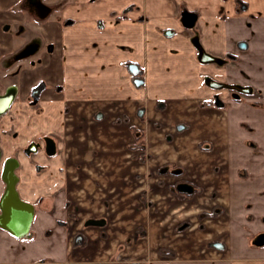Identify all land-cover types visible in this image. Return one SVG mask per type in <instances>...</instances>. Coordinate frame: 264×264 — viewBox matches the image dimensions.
I'll return each mask as SVG.
<instances>
[{
  "label": "crops",
  "instance_id": "1",
  "mask_svg": "<svg viewBox=\"0 0 264 264\" xmlns=\"http://www.w3.org/2000/svg\"><path fill=\"white\" fill-rule=\"evenodd\" d=\"M12 93L0 101V264H264V0H0V96ZM137 135L145 174L172 163L203 190L173 196L188 209L175 223L161 203L152 216L114 204L133 193L121 155L139 154ZM10 180L32 207L24 235L1 222L29 211L4 217ZM100 185L117 194L110 208ZM139 216L148 235L134 243ZM185 217L195 224L177 232Z\"/></svg>",
  "mask_w": 264,
  "mask_h": 264
},
{
  "label": "rangeland",
  "instance_id": "2",
  "mask_svg": "<svg viewBox=\"0 0 264 264\" xmlns=\"http://www.w3.org/2000/svg\"><path fill=\"white\" fill-rule=\"evenodd\" d=\"M225 61L226 60H224V62ZM223 89L228 91L230 94L234 95L235 91H233L232 87L225 85L223 87ZM218 102L223 104L222 107L226 104V102L224 101V99L220 95H217L214 99V104H217ZM143 143H144L143 137L141 138L140 136L137 135L136 144H134L135 147L133 146L134 148H131L130 150H133V151L137 150V152L139 154L134 155V158H129L130 155H128V153L125 155H121V157H126L127 163H130V164L134 163V165L136 166V169L138 171L135 173L136 179H135V185L133 187V193L131 194V189H129V194L118 191V195L117 194L111 195V193L109 192L110 191L109 189H106L104 186L100 185V186H98V189L100 190L101 196H98V198L103 201V206L105 205L109 208L112 204L111 200H109V199L115 198L116 195H117V198L113 199L114 204L117 203L116 205H119L120 203H122V201L125 202L126 199L132 200L135 202L141 201L142 204L147 205V207H148L147 209L150 211L149 212L150 216H152L151 210L152 209L155 210L156 208H158L156 206L159 205V203H161V204H163L162 209L172 212L168 215V217H166V220L168 222L170 221L171 223H175V222H177L176 221L177 219L178 220L180 219L178 215H180V214L183 215L188 210L186 206L179 207L177 209L175 208V206H178V202H179L178 199L179 198L180 199L181 198L182 199L190 198L191 200H193L195 196H199V195L203 194V190L201 188H199L198 186H196L194 183H190V181L181 179L186 174L184 167H180V166H177V165L172 164V163L169 165H166V166H169L167 168H165L166 166L162 167V171L163 170L165 171L167 169V173L165 175L156 174L152 170L149 173L145 174V170H141L142 166H140V164H138V162L135 164L136 160H138V159L140 161H143V162L146 159L145 157H143L144 154H142L140 151H138V150L143 149V146H142ZM204 144L205 143L203 142L202 147L200 145H198V148L202 151H210L211 147L208 150H206L204 147ZM210 146H212V145L210 144ZM122 162L124 163V161H122ZM241 171H242L241 174H243L244 170H241ZM217 172H219V170H217ZM163 177L165 178V180L162 179ZM241 177L244 178L247 176L243 175ZM159 178H161V180H158V182H157V179H159ZM177 179H179L178 180L179 183L173 185L174 184L173 181H177ZM167 181H172V183H173L172 187H168L169 190L166 189V187H165L168 184ZM165 182H166V185H165ZM195 191H196V193H195ZM188 195H190V196H188ZM173 196H177L179 198L176 199ZM132 201H130V203H133ZM173 211L175 212V214L173 213ZM218 211L220 212V208L218 209V207H215L212 213L218 212ZM219 212H218V214H219ZM176 215L178 216L177 218H176ZM209 215H211V214H209ZM217 215H215V216H217ZM205 216H206V214H200L199 215L201 220L204 219ZM185 218H187V217H185ZM192 218L193 217L187 218V219H184L183 222H180L181 224H179V226H177V232H180V230L184 231L185 229L190 228L192 226V224H195ZM108 219H109V217H108ZM135 219H134V221H135L134 222L135 223L134 224L135 232L132 233V237H131V239H129V241L134 242V243L137 242L138 239L140 240V238H142V239L146 238L148 235V230H147L148 226L147 227L143 226V225H141V223L138 224V222H137V221H140V216L136 217ZM189 219L192 220V222H190ZM197 223H199V222H197ZM200 225L201 224H198V225L196 224V227L200 226ZM200 227H202V225ZM124 239H125L124 242L126 243L127 240H126V238H124Z\"/></svg>",
  "mask_w": 264,
  "mask_h": 264
},
{
  "label": "water",
  "instance_id": "3",
  "mask_svg": "<svg viewBox=\"0 0 264 264\" xmlns=\"http://www.w3.org/2000/svg\"><path fill=\"white\" fill-rule=\"evenodd\" d=\"M168 35H172V32H169L167 33ZM247 45H243V48L246 49ZM200 47V46H199ZM199 50L201 51V61H203L204 63H207V62H221L220 59H217L215 57H212L208 54L205 53V51L202 49V48H199ZM142 81L141 80H138V84H141ZM238 88V90L242 91V92H245V93H251L252 92V89L250 88H246V87H240V86H236ZM41 89L42 87H38L35 89L34 91V98L37 99L41 93ZM14 98L13 96V93L12 94H6V95H3V96H0V101H4L6 104L4 106V108H8L10 102L12 101V99ZM37 150L36 148V145H31L26 153L30 154L31 152H35ZM10 197H13L15 200H16V203L18 205H14L15 208H13V206L11 208L7 207V199H9ZM28 208V210L25 211V215L23 214L24 216V224L22 226H15V225H7L5 223H3L5 221V219L2 222L3 225L5 226H8L9 228H11V230L13 232H17L16 234H20V235H24L27 233V231L29 230V225H30V222L32 220V214H33V211H32V207L24 202H22L20 199H18V196H17V193L15 191V185H14V180H10L8 182V186H7V191H6V195H5V199L3 200L2 202V208H3V214H4V217L8 216V213H10L11 211H14L16 209H21L20 208ZM22 209V210H23ZM17 211V210H16ZM20 232V233H19Z\"/></svg>",
  "mask_w": 264,
  "mask_h": 264
},
{
  "label": "flooded vegetation",
  "instance_id": "4",
  "mask_svg": "<svg viewBox=\"0 0 264 264\" xmlns=\"http://www.w3.org/2000/svg\"><path fill=\"white\" fill-rule=\"evenodd\" d=\"M243 45L245 46V45H247L246 43H240V47H242L243 48ZM247 47V46H246ZM244 49V48H243ZM210 83H212L213 85H215V86H217L218 88H223L225 85L226 86H229V87H232L233 88V91H235L234 92V97L235 98H237V99H239L240 97H241V95H246V94H252L253 93V89L252 88H250V87H246V88H250V89H252V92L251 93H245V92H242V91H240V90H238V88L236 87V86H240V85H231V84H225V83H220V82H216V81H213V80H210ZM240 87H244V86H240ZM217 106H219V107H222V105L223 104H221V103H217L216 104ZM37 148V147H36ZM37 151V150H36Z\"/></svg>",
  "mask_w": 264,
  "mask_h": 264
},
{
  "label": "trees",
  "instance_id": "5",
  "mask_svg": "<svg viewBox=\"0 0 264 264\" xmlns=\"http://www.w3.org/2000/svg\"><path fill=\"white\" fill-rule=\"evenodd\" d=\"M210 104H212V103H205V104H203L202 106L204 107V106H209ZM201 147H202V143L201 144H199ZM167 167H169V166H166L165 168H167ZM167 173V169L164 171H162V169L161 170H159L158 171V174L159 175H165ZM195 193H196V191H195ZM188 196H190V195H188ZM192 196V195H191ZM218 214V212H214V213H212L211 215H213V216H215V215H217ZM170 254V253H169Z\"/></svg>",
  "mask_w": 264,
  "mask_h": 264
}]
</instances>
